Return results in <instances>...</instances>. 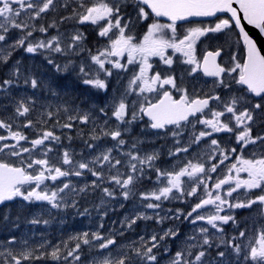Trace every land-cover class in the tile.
<instances>
[{
  "label": "snow or ice",
  "instance_id": "6c2138e0",
  "mask_svg": "<svg viewBox=\"0 0 264 264\" xmlns=\"http://www.w3.org/2000/svg\"><path fill=\"white\" fill-rule=\"evenodd\" d=\"M217 13L230 16L179 30ZM242 21L264 37V0H0V264H264V55ZM150 135L165 143L145 148ZM112 201L134 211L105 234ZM53 210L100 223L16 234ZM138 221L159 230L123 241Z\"/></svg>",
  "mask_w": 264,
  "mask_h": 264
},
{
  "label": "flooded vegetation",
  "instance_id": "af4514ba",
  "mask_svg": "<svg viewBox=\"0 0 264 264\" xmlns=\"http://www.w3.org/2000/svg\"><path fill=\"white\" fill-rule=\"evenodd\" d=\"M228 17H229L228 15H219V16L215 17L212 20L188 21L186 23H181L180 24L181 27H180L179 30L181 32H183L184 29H186L188 27H193V26H204V27H206V26H214L215 23L218 22V18L219 19H224V18H228ZM162 22H166V21H162ZM51 31L54 32L55 30H51ZM61 31H64V30L61 29ZM235 33H238L236 29H235ZM235 33L230 34L231 43L233 44V48H232L233 51H237V47L235 46V41L237 40L238 37H237V35ZM222 39L223 38H221V40ZM216 43H217V41H215V40L209 41V42L205 41V44L215 45ZM205 44H200L199 47L203 48L205 46ZM242 45H243V41L241 40V44H240L241 48H242ZM16 58L23 59L26 64H31V63L39 64V63L42 62V58L41 57H36L34 59V61L32 62V59L28 58L26 54L24 55V57H18V56L16 57V56H14V59H16ZM80 87L84 89L83 90L84 92L90 91L89 89H85L84 86L78 85L77 86L78 92L80 90ZM78 92H77V94H79ZM83 98L84 97L81 96V99H83ZM2 102H5V101H2ZM52 103H53V101H52ZM10 113H11V108L9 107L7 112L3 111V112L0 113V118H4L7 114L9 115ZM155 131L156 130H149L150 133H154ZM64 132L67 133L68 130H64ZM139 132H140V128L137 127L135 129V133L138 134ZM58 134H59V132H58ZM71 134L72 135L74 134V130L72 131ZM222 136H223V134H219L218 138L222 137ZM148 139L155 141V144L154 145H150V144L146 143L144 146H157V147H159L161 144L165 143L164 139H158L155 135H150L148 137ZM168 144L169 145L171 144V140L170 139L168 140ZM64 145H66L65 141H64ZM71 145H73V144H71ZM10 159H12L13 161L16 160V158H10ZM223 170L224 169H223V166H222L221 169L218 170V172H220L222 174ZM213 175L215 176L216 174H213ZM145 186L146 187H150V185H145ZM100 196H101V193H100ZM91 200H94V202L96 204L99 203V198H98V201H97L96 200V195L94 194V195L88 196L86 200H82L81 201L82 206H87V207H89L91 209L92 205H93ZM124 203H125V207L124 208H120L119 207V202H117V201H112L111 202V207L114 208V211H110L108 216L104 218L103 222H104L105 227H104V229L101 230L102 232H104L106 234L109 229L116 228V223L117 222H120L121 220H123L125 215H131L133 213V211H134L133 204L131 202H126V201ZM16 206H17L16 204L12 205V207H13V213H12L13 217L15 215ZM163 207H164V209L176 208V207L187 208V205L181 204L179 201H173L171 203L165 202ZM1 210H3V208H0V211ZM137 210H143V209H137ZM147 212H148V214H152L153 211L152 210H147ZM246 214H247V210H243L240 213L241 216L242 215H246ZM94 218H95V211H92V215L90 217L89 216H84V217L77 216V217H75V219H73L72 216L68 217L67 218V221H68L67 224H70L71 221H73L76 224H78V221L82 220V224L80 226H76L75 227L74 225H72L73 226L72 228L63 226L60 222H57L56 224L51 223L48 226H45V225L33 226L31 224L21 223L20 229L15 230V232H16L17 235H21V234H24V233L32 235V233L34 232L35 233V237L34 238L36 240H40V238H41L40 234L41 233H45V234H47L48 238L51 239L52 236L55 235V232L58 230V225H60L63 230L67 231L68 234L71 233V232H74V231L96 230L97 227H98V224L100 223V217L98 216V221H97V227L96 228H95V225H94V223H95ZM239 218L240 217L238 216V219ZM113 222H115V224ZM56 225H57V227H56ZM168 226H169V224L165 223L164 227H168ZM120 227L121 226H119V228ZM159 227L160 226H157L154 221H138L137 224L133 227V229L125 230V235L122 238V240L126 241L127 239H129L132 236H134L135 237L134 239H136V238H138L139 235H143L146 232L150 233L151 230H153V229L159 230ZM191 227L192 226L190 224L185 222L183 225H181L182 233L189 231L191 229ZM29 230H32V231L30 232ZM64 235L66 236V234L62 233L60 235V238H61V236H64ZM55 239H58L56 235H55Z\"/></svg>",
  "mask_w": 264,
  "mask_h": 264
},
{
  "label": "rangeland",
  "instance_id": "374dc122",
  "mask_svg": "<svg viewBox=\"0 0 264 264\" xmlns=\"http://www.w3.org/2000/svg\"><path fill=\"white\" fill-rule=\"evenodd\" d=\"M60 13H61V11H60ZM71 27H69V28H67V29H70ZM63 30H65V29H63ZM206 42H209V41H206ZM24 55L25 54H17L16 55V57L18 56V57H24ZM27 55V54H26ZM34 60H32V62H33ZM64 82H67V83H72V78L71 77H68V79H67V81H62V83H64ZM29 92H31L32 90H28ZM49 99H51V101H53V104H55V103H58L59 101H57V100H55L54 98H49ZM3 103H7V101H5V102H3ZM1 112H3V110H0V113ZM8 115V114H7ZM6 115V116H7ZM5 116V117H6ZM82 127V126H81ZM24 131H25V133L27 134V135H29L31 138H34L35 137V133L32 131V130H30V129H24ZM0 134H6V133H4V131L3 130H0ZM73 136H75V131H74V134H73ZM65 141V144L68 146V141L67 140H64ZM9 142H11V141H9ZM23 143V142H22ZM72 144L73 145H71V147L73 148V149H75L77 152H79V151H81V149L83 148V145H82V142L79 140V139H74L73 140V142H72ZM65 145V146H66ZM25 146H28V145H25ZM145 148H151V147H153V146H144ZM155 147H157V146H155ZM54 155H55V153H53ZM85 155H87V152H85ZM73 179H76V178H73ZM88 179H90V177H88ZM146 187V186H145ZM96 200L98 201V198H99V196H100V193L99 192H97L96 194ZM91 202H92V204L94 205V204H96L95 202H94V200H91ZM98 204V203H97ZM39 210V206H34V208H33V211H38ZM153 211V210H152ZM53 215H55L56 216V219H54L53 221H52V223L53 224H56L57 222H59L60 221V219H61V217H63L64 219H66L67 220V218L68 217H71V215H67V216H65L63 213H60V214H56V212H55V210H53ZM45 218H47V217H45ZM94 221H95V223H94V225H95V228L97 227V221H98V215H97V213L95 212V218H94ZM67 224V223H66ZM63 224V226H66V227H70V228H72L73 226L72 225H74L75 227L76 226H80L81 224H82V220H79L78 221V224H76L75 222H73V221H71L70 222V224ZM119 226H121L120 225V222H117L116 223V228H119ZM56 227H57V225H56ZM48 232V231H47ZM62 233H64V234H66V236L68 235V233H67V231H65V230H63L62 229V227L60 226V225H58V230L55 232V235L57 236V238L58 239H60V235L62 234ZM5 235H7V233H1L0 232V239H3L4 238V236ZM55 235L54 236H52V238H51V240H53V241H56V240H58V239H55ZM65 235H64V237H66ZM135 237L134 236H132V237H130L129 239H127V240H130V239H134ZM126 240V241H127Z\"/></svg>",
  "mask_w": 264,
  "mask_h": 264
},
{
  "label": "water",
  "instance_id": "95a60500",
  "mask_svg": "<svg viewBox=\"0 0 264 264\" xmlns=\"http://www.w3.org/2000/svg\"><path fill=\"white\" fill-rule=\"evenodd\" d=\"M234 7H236V5H233ZM219 15H228L230 16V13H217V16ZM215 17H189L188 21H205V20H212ZM163 21H167V18H160ZM185 21V22H188ZM178 23H184V22H178ZM242 23L244 24V26L246 27V30L249 32V34L255 38L258 47L261 50V54L264 55V37H261V35L258 33V30L255 29L254 27H252L251 25H247L246 21H242ZM237 32L239 33V29L236 28Z\"/></svg>",
  "mask_w": 264,
  "mask_h": 264
},
{
  "label": "trees",
  "instance_id": "16d2710c",
  "mask_svg": "<svg viewBox=\"0 0 264 264\" xmlns=\"http://www.w3.org/2000/svg\"><path fill=\"white\" fill-rule=\"evenodd\" d=\"M65 13L63 12V10H61V13H59V15H64ZM52 18H57L58 19V15L56 14V13H52V14H50L49 15V21L52 19ZM69 27H71V25L70 24H68V25H62L61 26V29H67V28H69ZM91 39V38H90ZM76 89H77V86H76ZM84 89L83 88H81L80 87V90H79V92H78V90H77V92L78 93H84V91H83ZM3 210H1L0 212H2Z\"/></svg>",
  "mask_w": 264,
  "mask_h": 264
}]
</instances>
